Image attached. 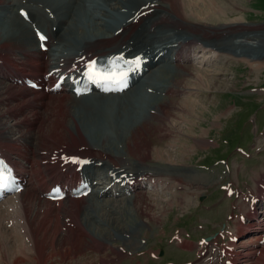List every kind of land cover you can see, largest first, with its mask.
Listing matches in <instances>:
<instances>
[{
	"label": "bare ground",
	"instance_id": "bare-ground-1",
	"mask_svg": "<svg viewBox=\"0 0 264 264\" xmlns=\"http://www.w3.org/2000/svg\"><path fill=\"white\" fill-rule=\"evenodd\" d=\"M223 2L228 3L229 9L237 8L239 4L233 0ZM185 3V0H0L3 7L0 9V59L4 58L0 65L5 68L3 71L0 68V136L8 142L5 145L0 142V150L9 160L16 162L12 151L18 149L17 153L20 156H16V159L21 157L26 164L31 165L33 160L38 162L40 158H46L39 155L41 150L50 151L59 147H63L67 155L81 154L82 158L94 155L96 158L92 164L84 168L85 174L81 171L82 175L80 172L74 173L77 180L83 176L91 183L96 181L93 191L86 197L88 200L85 204L81 203L85 197L77 200L65 197L58 205H54L39 196L38 191L29 185L16 195L20 200L9 202L12 208H0V219L19 216L18 221L22 223L13 237L0 229L3 233L0 249L5 252L4 256L0 257V264H4L9 255L10 261L6 264H16L18 259L20 262L47 264L49 257H46V254L56 250V243L65 239L66 225L76 232H73V235L88 239V248L98 251H103L104 241L97 242L101 237L95 236L96 231L104 232L106 234L104 238L108 240H127L140 234L147 226L146 221L143 220L144 223H141V220L136 219L139 216L136 208H141L136 202V193L125 200L115 199L114 196L123 197L127 192L132 194L131 192L141 187L140 179L154 177L159 175V172L155 166L149 167L150 165L137 168L139 164L136 166L132 162L127 163L122 156L136 155L140 163L149 157L152 142L146 126L152 125L154 121L162 125L164 136L170 135L166 126L162 124L163 120H168L173 115L168 108L169 98L166 99L165 96L170 97L177 92L175 83H179L183 76L200 78L199 81L204 78L194 75L185 67L186 65H183L189 61L192 49L201 47L204 52H211L214 55L216 51H222L226 62L238 56L254 61L264 59V31L260 33L236 31L234 23L231 22L217 25L205 20L194 21L185 13ZM19 10L27 12L28 21L19 15ZM140 22L143 23L142 26L136 28ZM34 28L48 37L46 52L40 49ZM118 54L132 59L142 57L143 71L138 81L134 83L137 77L134 74L127 90L115 95L95 92L76 97L74 93L64 90L48 94L34 91L37 101H30V98H26L30 94L28 88L17 86L24 88V92H17L14 86L19 84L14 85L7 80L20 79L17 76L20 71L11 70L13 65L30 66L35 61L34 66L38 67L39 71L53 74L58 70L63 72L66 69H84L89 62L99 57ZM224 66L218 69L229 68V65ZM217 73L218 70L216 76L212 75L211 84L209 83L213 88L227 81L218 77ZM75 75L73 74L72 78ZM147 75H150L149 78L155 77L158 81L151 80L153 84L147 86L145 84L140 91L136 86L144 81ZM207 78L209 77L205 76L206 80ZM68 83L71 85L70 82H66L65 88ZM149 88L152 89V93L147 92ZM139 92L144 95L136 94ZM41 97L48 99L41 101ZM13 102H17L20 107L16 106L15 109ZM147 105L148 115L142 118L140 114H144ZM25 109L30 110L32 116H27L29 113L27 112L22 119H18ZM45 109L47 114L41 116V110ZM176 109L177 107H174L175 111ZM74 110L77 112L75 115L71 114L70 122L75 129L71 130L66 118L68 112ZM53 113L57 114H54V119ZM48 120L52 121L53 129L66 131L67 137L64 133L62 136L67 139L65 141L68 145L59 144L57 140H61L59 132L56 134L50 131L45 134ZM23 126L27 130H24ZM38 130L39 133H36ZM119 137L125 140V154L115 150V142ZM21 142L25 143L24 146ZM21 147L22 151L19 149ZM21 166L25 167L24 164ZM43 168L52 169L51 174L58 171L57 165H44ZM32 175L37 178L40 171L33 170ZM89 175L95 176V179L89 178ZM170 178L173 181L174 177ZM175 178L187 180L180 176ZM53 181L55 178H51L46 185ZM159 202L158 199L154 204L152 200L145 204L153 208L159 206ZM126 203L131 205L126 209L130 215L118 216L116 212L118 209L124 210L123 205ZM141 211L144 212L142 208ZM73 216L76 218L75 224ZM61 222L65 225L63 226ZM75 225H78L79 229ZM11 226L10 222V228ZM112 229L117 231L121 229V234L114 232L117 235L115 237L111 233ZM9 238L12 244L8 243ZM19 245H24L31 253L30 255L27 252L24 260L22 256L12 255L14 248Z\"/></svg>",
	"mask_w": 264,
	"mask_h": 264
},
{
	"label": "rangeland",
	"instance_id": "rangeland-1",
	"mask_svg": "<svg viewBox=\"0 0 264 264\" xmlns=\"http://www.w3.org/2000/svg\"><path fill=\"white\" fill-rule=\"evenodd\" d=\"M233 1L239 4L237 8L229 9L228 3L225 4L223 0H221L220 3L217 0H185V13L194 21L205 20L208 23L213 22L217 25L231 22L234 23V30L236 31L247 30L256 33L263 32L264 0ZM1 8L3 7L0 5V9ZM230 11L232 13H230ZM142 24L143 23L140 22L136 28H140ZM199 49L202 52L192 54V61L189 59V61L183 65H186L185 67L190 69L194 75H199L198 77L202 76L204 78L199 81L200 78L196 79L188 75L183 76L180 81H178L179 83H175L177 92L170 97H168V95L165 96V98H169L167 100L169 102L168 108L173 115H171L168 120H163L162 124L166 126L165 128L170 132V135L164 136L163 133L165 132H163L164 130L161 128L162 125L154 121L152 125L146 126L148 133L150 131V142H152L149 148V157L140 163V161H137L136 155L127 157L122 156L124 160L126 159L125 162L127 161V163L132 162L136 166L139 164L137 168L150 165L149 167L155 166L159 172V175H156V180L158 179V181L154 182L153 180L144 179L141 181L142 188L137 189L135 192L137 194L136 202H138L144 210V212H142L140 207L136 208L139 214L136 219L141 220V223H144L143 220L146 221L148 223L147 226L142 229L140 234L131 236V238L129 237L127 240H108L106 237L104 238V236H106L104 232L96 231V235H94H99L101 237L97 239V242L104 241L102 245L103 251H98L94 248H88V239L73 235L75 231L66 225L65 239L62 242L56 243V250H51L46 254V257H49L47 264H104L105 261L110 263L111 259H115L114 264H165V262H169L171 259L178 264L191 261L194 263L200 258L199 252H195L200 238L205 237L207 234H213L214 231L218 230L221 226V223L224 222L227 223L226 228L229 229L230 227L232 229H237L239 239H243L244 242L248 241L247 236L249 234H242L234 223V220L231 221V219H228L235 212V208L232 210V214L221 217L223 209H225L226 214L228 213V206L231 203V199H227L226 202V198L223 197L222 192L214 189L218 186L219 182L218 171L215 169V165H208L210 166L208 169H204L200 167V165L205 163L210 164L214 158H217V155H222L225 159H229L231 153L235 152L237 146L249 149L252 143V138L248 137L250 130L254 136V145L261 142V134L256 130L253 120H255L256 125H261L263 123L264 129V59L261 61H254L253 59H246L247 57L238 56L234 57L229 63L228 61L226 62L222 51H216V57L214 53H205L201 47H199ZM2 60H4V58L0 59V64H2ZM34 62L35 61H33L30 66L13 65L14 67L11 68V70H39L38 67L34 66ZM224 64L225 66L229 65L228 71L218 69L219 67H223ZM32 67L35 69H29ZM0 68L2 71L5 69L1 65ZM216 70H218V77L227 79V81L223 82L227 84L225 85L221 82L213 88L210 82L213 80L212 75L216 76ZM147 76L148 77H145L146 79L144 78V81L139 82L136 86L140 91L145 84L147 86L153 84L152 81H158L155 77L149 78L150 75ZM205 76L209 77L207 78L208 80L205 79ZM17 86L18 85L14 86L17 92H24L23 87ZM150 90L151 88H149L147 92L150 93ZM180 90L181 92H179ZM31 92L30 90V93ZM140 93L144 95L142 92L136 94ZM33 95V97L29 95V97L26 98H30V101H36V93H33ZM13 105L15 109L20 107L17 102H13ZM174 107H177L176 111ZM3 110L4 108H2V111ZM72 112H68L69 115L66 118V122L67 125L72 128L71 130H74L75 128L70 120L71 114L75 115L77 111L74 110ZM26 113L27 116H32L31 111L25 109L23 114L18 116V119H22ZM41 113V116H45L47 114V109L41 110ZM147 113L148 105L144 110V114L140 115L143 118L144 115H148ZM54 114L56 113H53V119L55 117ZM44 123L46 124L47 122ZM38 124L39 123H37V125ZM51 124L52 121L48 120L45 134L50 131L56 132V134L60 133L59 137L61 140L57 139L59 144L62 146L68 145V142L65 141L67 139L62 136V133H64L65 137H67L66 131L64 129L55 130ZM23 128L27 130L24 126ZM155 129L157 131H155ZM32 132L34 131L32 130ZM36 133H39V130L36 131ZM0 138L2 140L0 141L2 145L8 143L3 140L4 137L0 136ZM121 138L122 137H119L117 142H115V150L122 152L121 154H125V140ZM8 139H10V137ZM21 143L24 146L25 143ZM53 150L55 149L52 148L50 152ZM116 151H113V153L115 154ZM212 153L214 156L211 155ZM12 154L16 156L19 155L14 152ZM205 154L210 156V158L204 160L205 163H203L202 161ZM19 159L22 160H20L21 162L24 161L21 157ZM20 161L18 162L20 163ZM116 162L118 163V161ZM108 164L110 165L112 163ZM21 165L22 163L17 165L18 168H21ZM204 173L208 174L207 180H205ZM170 176L174 177L173 181H171L172 179H170ZM175 176L184 177L187 180L185 181L180 178L176 180L177 178H175ZM150 184L152 186L154 184L156 185L152 187ZM174 184H176V186ZM255 188V186H252L248 189L253 190ZM243 190L245 191L246 189ZM211 191V200L213 203L203 209V204L199 203L198 196L207 195ZM128 195H130V193L124 194L123 197H121L122 195L114 197L115 199L125 200L128 199ZM108 196L113 197L111 195ZM208 196H210V194ZM89 197L91 198V196ZM158 199L160 202L162 201V203L159 202V206L157 205L151 208L147 207V204H145L146 202L150 203L151 200L152 204H154ZM15 200L17 202L20 198L18 199L17 197ZM87 200L88 198H84L82 205L85 204ZM203 200L205 201L206 198H203ZM5 204L6 203L3 204V207ZM129 206L131 207L130 203L124 204V210L118 209L116 214L118 216L123 214L130 215L129 212H126ZM222 206L225 207L223 208ZM3 207L0 205V208ZM243 211L244 209H242V212ZM11 217H7L6 219L2 217V219H0V229L6 231L13 237L17 233L18 228L22 226V223L18 221L19 216ZM121 218L123 219V217ZM10 222L12 225L11 228ZM75 223L76 218L73 216V224ZM61 224L63 226L65 225L63 222H61ZM75 226L79 229L78 225ZM188 227L191 228L190 232H185ZM112 231L111 233L115 237H117L116 234H121V229L118 231L112 229ZM1 233L0 231V234ZM177 233H179L183 241L185 240L184 242L192 243L194 248L190 249L187 244H177L176 239H172V236ZM2 239L3 233L0 235V240ZM8 243L12 244L10 238L8 239ZM170 244L177 245L179 248L189 251L190 255L180 252V249L175 246H169ZM19 246L14 248L12 252L13 256H22L24 260L28 254L31 255L29 249L24 248V245L21 247ZM161 247L164 249L168 247L167 253L165 252L163 254L162 252L161 254V258L166 260H160L159 258ZM168 252L171 254L168 255ZM3 253L5 252H2L0 249V257H2V255L4 256ZM121 254L124 257L117 261L116 259L121 257ZM152 254H154L155 257H153ZM194 254H196V258L193 260ZM9 256L10 257L4 264L10 261L11 255ZM259 259H261V261L257 260V262L255 261L252 264H264V256H261ZM18 261L20 262V259L16 261V264H35L33 261H23L20 263ZM206 263L215 264L212 262L210 263L207 259L196 262V264Z\"/></svg>",
	"mask_w": 264,
	"mask_h": 264
},
{
	"label": "snow or ice",
	"instance_id": "snow-or-ice-1",
	"mask_svg": "<svg viewBox=\"0 0 264 264\" xmlns=\"http://www.w3.org/2000/svg\"><path fill=\"white\" fill-rule=\"evenodd\" d=\"M43 39V37H41ZM141 58L136 57L133 60H126L122 55L112 58L107 66L98 65L96 61H91L86 65L84 75L89 81L101 85L126 86L128 73L139 68ZM104 90H114L106 87ZM118 90V89H115ZM79 162V161H74ZM11 177L7 166L0 161V187H5L10 182Z\"/></svg>",
	"mask_w": 264,
	"mask_h": 264
},
{
	"label": "crops",
	"instance_id": "crops-1",
	"mask_svg": "<svg viewBox=\"0 0 264 264\" xmlns=\"http://www.w3.org/2000/svg\"><path fill=\"white\" fill-rule=\"evenodd\" d=\"M236 166V173L240 171L246 177V179L250 178L251 180H257L261 176L258 170H253L251 168L247 169V166L244 164H236Z\"/></svg>",
	"mask_w": 264,
	"mask_h": 264
}]
</instances>
